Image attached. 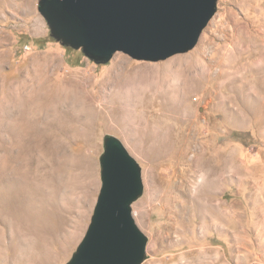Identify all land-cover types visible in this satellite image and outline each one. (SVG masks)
I'll return each mask as SVG.
<instances>
[{
    "label": "rangeland",
    "instance_id": "374dc122",
    "mask_svg": "<svg viewBox=\"0 0 264 264\" xmlns=\"http://www.w3.org/2000/svg\"><path fill=\"white\" fill-rule=\"evenodd\" d=\"M74 117L75 138L53 129ZM106 134L141 166V264H264V0H217L186 52L101 63L53 38L38 0H0V264L70 259Z\"/></svg>",
    "mask_w": 264,
    "mask_h": 264
},
{
    "label": "water",
    "instance_id": "95a60500",
    "mask_svg": "<svg viewBox=\"0 0 264 264\" xmlns=\"http://www.w3.org/2000/svg\"><path fill=\"white\" fill-rule=\"evenodd\" d=\"M217 0H38L51 36L97 63L116 52L157 61L192 49ZM101 185L87 230L65 264H141L147 236L132 215L141 166L122 141L103 137Z\"/></svg>",
    "mask_w": 264,
    "mask_h": 264
},
{
    "label": "bare ground",
    "instance_id": "6f19581e",
    "mask_svg": "<svg viewBox=\"0 0 264 264\" xmlns=\"http://www.w3.org/2000/svg\"><path fill=\"white\" fill-rule=\"evenodd\" d=\"M186 58L187 57H177V58L169 61L166 65L171 66V67L176 66V65H181L180 63H182V61H184ZM79 120H80L79 117L72 118L71 122L68 121V125L65 128H63V126L61 124H59V127L56 124H55V126H52V125L51 126L53 127V129L54 128L58 129L57 134L63 135V136H64V134H66L69 138H71L72 136L75 138L77 135L81 134V130H82L78 125V123H80ZM86 122L89 125L93 123V117H92L91 113H89L88 116L86 117ZM85 125H87V124H85ZM53 143H54V140L50 136L48 138L47 143L43 146V148L47 154H53V153L59 151V152H61L60 154L62 155L64 160H69V158H71L69 152L66 151V145L65 144H62V146L60 148L56 149L53 147V145H52ZM43 148H42V151H44ZM75 164L79 167L81 165L80 162H76ZM74 166H75L74 164H71L69 166L70 167L69 170H74ZM220 208H221V205L219 204L218 209H220Z\"/></svg>",
    "mask_w": 264,
    "mask_h": 264
}]
</instances>
